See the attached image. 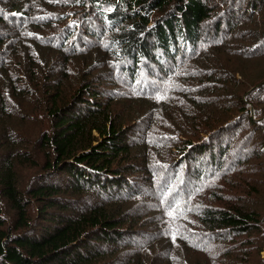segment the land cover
Here are the masks:
<instances>
[{"label":"trees","instance_id":"trees-1","mask_svg":"<svg viewBox=\"0 0 264 264\" xmlns=\"http://www.w3.org/2000/svg\"><path fill=\"white\" fill-rule=\"evenodd\" d=\"M262 60L264 0H0V264H251Z\"/></svg>","mask_w":264,"mask_h":264},{"label":"rangeland","instance_id":"rangeland-1","mask_svg":"<svg viewBox=\"0 0 264 264\" xmlns=\"http://www.w3.org/2000/svg\"><path fill=\"white\" fill-rule=\"evenodd\" d=\"M248 79L249 80L252 79V81L248 86L244 85L241 87L242 92H245L246 90H250L254 85L264 80V60H262L261 62H258V64L255 65L252 70L250 71L248 70ZM235 113L237 112L235 111L233 114ZM233 114H231L229 117H232ZM247 131L248 130L246 129L245 132L243 131L241 135L243 136ZM263 133H264V130H263ZM254 235H255V240L258 242V245L250 247L252 250L251 264H264V228L259 229L258 232L254 233ZM192 253L195 256L202 255L194 251ZM186 258L188 259V261L192 262L194 257L192 255L191 256L188 255V257ZM224 264H228V259H226Z\"/></svg>","mask_w":264,"mask_h":264}]
</instances>
